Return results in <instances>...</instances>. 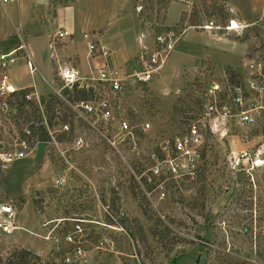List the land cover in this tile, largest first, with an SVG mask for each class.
Wrapping results in <instances>:
<instances>
[{"label": "rangeland", "instance_id": "obj_1", "mask_svg": "<svg viewBox=\"0 0 264 264\" xmlns=\"http://www.w3.org/2000/svg\"><path fill=\"white\" fill-rule=\"evenodd\" d=\"M70 1L49 0V14L33 9L22 16L11 4L0 2L4 59L15 49L16 65L27 51L34 57L43 49L40 45L31 51L23 19L37 43L51 24L46 53L48 80L55 86L60 85L58 66L77 62L72 45L88 50L79 36L83 27L96 46L108 50L109 66L127 71L137 64L141 42L152 45L157 31L172 28L178 40L148 83L128 80L114 96L115 113L128 120L134 136L120 132L116 122L110 129L115 145L96 131L79 129L85 139L81 148H73L68 135L57 144L38 142L27 156L0 158V203L15 206L18 225L12 233H0L2 256L29 248V264H69L63 254L72 246L65 243L64 234L72 229L70 219L79 217L84 231L81 264H264V117L251 124L228 115L223 134H208L197 177L168 186L163 196L153 191L149 198L132 173L149 163L146 154L151 147L203 115L211 84L221 87L218 104L230 103L233 112L228 84L243 83L252 70L264 74V18L257 14L264 1L72 0L71 8L57 11L60 19L75 16L76 31L55 40L53 54L51 29L59 23L51 20L56 7ZM232 20L236 26L229 28ZM36 63L40 73L42 67ZM39 73L34 79L45 90L36 82L38 91L49 100L53 88ZM15 75L20 76L19 85L31 81L25 66L23 75ZM63 90L75 99L91 95ZM19 102L15 115H0V149L10 147L14 130L20 132L24 124L44 136L41 109L32 100ZM52 106L60 115L54 118L47 109L53 126L70 120L66 105L58 101ZM243 148L258 163L248 170L230 169L228 155ZM59 175L65 177L61 184L55 182Z\"/></svg>", "mask_w": 264, "mask_h": 264}, {"label": "built area", "instance_id": "obj_2", "mask_svg": "<svg viewBox=\"0 0 264 264\" xmlns=\"http://www.w3.org/2000/svg\"><path fill=\"white\" fill-rule=\"evenodd\" d=\"M15 0H0L2 4H8ZM231 25V23H230ZM229 25V26H230ZM72 30L68 27H56L52 32V40L49 46L53 48L54 41L70 37ZM83 38L88 47V53L101 54L104 61L98 64L93 71L83 74L74 64H62L58 66L59 86L52 82L48 84L53 88L51 94L61 104L66 105L70 120L62 119L58 126H53L52 119L47 117V99L39 93L34 75L39 67L33 55L27 51L24 63L31 81L19 85L13 80L11 67L16 62V56L12 55L15 49L7 54H0V115L5 118L15 115L19 110L20 100L34 101L42 111L40 125L43 127L44 136L36 135L35 128L30 124H24L19 132L14 130L10 147L0 149V158L8 161L29 155L38 142L46 141L57 144L60 137L72 135L71 146L81 148L85 139L81 130L88 129L98 132L101 138L115 145V139L110 135V129L117 122L120 132H127L134 136L133 129L128 120L119 117L115 113L113 99L116 93L122 90L123 85L132 80L135 83H148L158 69L164 64L170 52L174 49L178 40L177 33L172 29L157 31L152 38V45L141 42L142 49L139 52L137 64L134 63L132 71L121 67H111L107 62L108 50L103 46H96L92 39V33L83 32ZM21 47V46H19ZM98 51V52H96ZM93 73V74H92ZM84 90L91 94L89 97L71 98L63 89ZM221 89L218 83L210 85L207 95L208 100L204 106L203 115L187 124L183 131L160 140L156 146L147 151L149 163L143 169L132 173L136 183L151 198L153 191L160 192L163 196L169 192L168 186L190 182L195 179L201 170L202 153L209 141L210 133H224L222 122L228 115H233L241 123H256L264 117V74L260 69L252 70L244 77L243 83H229L228 89L232 90L230 102L235 106L230 112V103L218 104L217 92ZM108 91L114 93H108ZM58 108L52 109V116L58 118ZM55 122V120L53 121ZM112 129L111 131H113ZM230 169L248 170L258 163V158H251V152L247 149L231 151L228 155ZM65 181L63 175L56 177L55 182L61 184ZM72 229L64 234V241L71 245V250L63 254V260L69 264H81L84 249L81 237L84 235L81 222L83 218L72 217ZM18 228L16 223V209L12 203H0V233L9 234Z\"/></svg>", "mask_w": 264, "mask_h": 264}, {"label": "crops", "instance_id": "obj_3", "mask_svg": "<svg viewBox=\"0 0 264 264\" xmlns=\"http://www.w3.org/2000/svg\"><path fill=\"white\" fill-rule=\"evenodd\" d=\"M9 4H11L13 8L17 9L18 14H21V16L23 13L24 14L25 13H27V14L33 13V9H36V12L38 9L42 12H45L46 14H49L50 9H51V7L49 5V0H18V2H16V3L12 2ZM73 4H74V1L71 0L66 5L57 6L56 12H55L56 16L52 18L53 21L51 20V22L59 23V25L57 27H68V28H70L72 30V33H74L73 31H76V29L74 28V17L75 16H73L72 14H68V16L65 15V16H63V19H60V17H59L60 13H58L57 10H59L60 8H65L68 10L69 8L72 7ZM263 4H264V2H263ZM257 14H258V16H262L264 18V5H263V8L258 11ZM49 22H50V20H49ZM26 24H28V20L23 19L22 20V26L25 29V34L28 36V43H29L28 45H29L31 51L34 53L33 47L34 46H40V45L44 49V50L40 49V51L38 49V52H36V54L34 53V59L42 67V71H41L42 73L40 72L39 74L48 82L51 79L50 78L51 72H50V69L48 68V63H49L48 61L49 60H48V54L46 53L47 52L46 47H47V43H48V34H49L48 28H49V26H51V24L48 25V28L46 30H43V34L40 35L42 37L41 38L42 40L39 43H37V42H35V40H33L34 39L33 37H35V35H32L31 36L32 38H30V34L28 32V29L26 28L27 27ZM54 29H51V31H53ZM85 29H86V27H83L80 30L79 36L81 39H84L81 32L83 33V31ZM40 36H39V38H40ZM74 40L75 39L72 38V41H74ZM71 48H72L73 53L75 52V54H76V51L78 52L77 62L71 63V64H74L76 67H78L82 73L88 74V73L92 72L93 71L92 68H95L98 64H100L104 61V58L101 54H96V53L91 54V53H88V50L87 51L85 50V52L78 51L77 49L74 48V45H72ZM106 59L108 62V58H106ZM108 64H109V62H108ZM24 66H25L24 58L21 57V61L17 62V64L11 68V72L14 74V77L16 79V83H22L20 76L15 75V74H17V73L19 74V72H20V74L23 75ZM25 79H26V77H25ZM36 82H37V80H36ZM38 82H37V84H38ZM38 86L40 87L41 90H45L40 85V82H39Z\"/></svg>", "mask_w": 264, "mask_h": 264}, {"label": "trees", "instance_id": "obj_4", "mask_svg": "<svg viewBox=\"0 0 264 264\" xmlns=\"http://www.w3.org/2000/svg\"><path fill=\"white\" fill-rule=\"evenodd\" d=\"M80 94H85L84 90H77ZM47 99L48 109H53V104L58 102L52 95ZM32 250L29 248L13 249L6 256H2L0 252V264H29V256L32 254Z\"/></svg>", "mask_w": 264, "mask_h": 264}, {"label": "bare ground", "instance_id": "obj_5", "mask_svg": "<svg viewBox=\"0 0 264 264\" xmlns=\"http://www.w3.org/2000/svg\"><path fill=\"white\" fill-rule=\"evenodd\" d=\"M235 26H236V21L235 20H232L231 25L229 26V28H233Z\"/></svg>", "mask_w": 264, "mask_h": 264}, {"label": "water", "instance_id": "obj_6", "mask_svg": "<svg viewBox=\"0 0 264 264\" xmlns=\"http://www.w3.org/2000/svg\"><path fill=\"white\" fill-rule=\"evenodd\" d=\"M198 261V258L196 259V262Z\"/></svg>", "mask_w": 264, "mask_h": 264}]
</instances>
